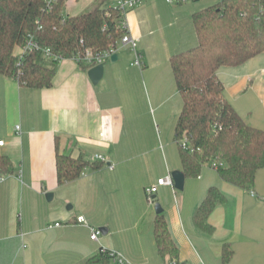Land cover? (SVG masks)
Wrapping results in <instances>:
<instances>
[{
	"label": "crops",
	"instance_id": "crops-1",
	"mask_svg": "<svg viewBox=\"0 0 264 264\" xmlns=\"http://www.w3.org/2000/svg\"><path fill=\"white\" fill-rule=\"evenodd\" d=\"M99 1L66 0L65 14L79 15ZM190 1L201 5L182 13ZM212 3L146 0L131 9L127 19L141 65L133 64L134 50L119 43L118 59L105 60L98 84L72 58L58 62L52 87H27L0 74V150L15 167L0 183V221L3 215L8 225L1 224L0 264H110L102 245L135 264L170 263L157 247L158 213L146 190L183 171L175 128L184 101L170 58L197 44L192 15ZM219 78L225 98L250 125L264 129V53L222 67ZM57 136L64 153L100 167L60 185ZM212 187L228 200L213 210V229L206 231L194 215ZM177 190L161 185L154 196L180 248L179 264H223L226 244L233 251L228 264H264V168L251 189L205 166L198 177L185 178L182 193ZM79 216L87 224L78 223ZM89 226L107 231L94 240Z\"/></svg>",
	"mask_w": 264,
	"mask_h": 264
},
{
	"label": "trees",
	"instance_id": "trees-1",
	"mask_svg": "<svg viewBox=\"0 0 264 264\" xmlns=\"http://www.w3.org/2000/svg\"><path fill=\"white\" fill-rule=\"evenodd\" d=\"M107 1L101 0L79 15H66V0H0V74L17 78L27 87H52L58 61L47 58L48 47L54 55L80 56V64L88 69L83 59L89 49L104 52L117 48L126 32L120 25L121 11ZM192 21L197 44L170 58L184 101L175 128L183 172L186 177H198L205 166L216 163L225 181L251 189L258 171L264 168V129L250 125L225 98L219 70L264 53V0H214L195 12ZM30 35L41 49L21 57L16 51ZM218 126L222 128L216 130ZM185 135L191 149L181 145ZM59 141L57 136L60 185L76 180L88 167H100L84 157L64 153ZM14 171L13 162L0 150V172L9 175ZM227 200L218 188H210L195 212L196 224L212 231L209 217ZM154 233L159 253L179 263L180 248L164 212L157 214ZM232 254L226 244L223 264L229 263Z\"/></svg>",
	"mask_w": 264,
	"mask_h": 264
},
{
	"label": "built area",
	"instance_id": "built-area-1",
	"mask_svg": "<svg viewBox=\"0 0 264 264\" xmlns=\"http://www.w3.org/2000/svg\"><path fill=\"white\" fill-rule=\"evenodd\" d=\"M145 1L146 0H115V3H114V6H116V8L118 10H120L121 14H122L120 25L122 28H124L126 30L124 36L121 38L119 43H122L124 45H129L134 50L135 55H136V59L133 62V64L139 65V66L141 65V59H140V54L137 51L138 40L136 38H134L130 33L127 15L131 9L135 8L137 5H139ZM187 1H189V0H167V2H169V3H179V2H187ZM19 49H20V51L18 53L21 57H23L25 54H27L33 50H40L41 46L38 43V41L34 38V36L30 35L28 37V39L26 40V42L19 47ZM117 49H118V47L112 48L111 50H106L104 52H93L92 50L89 49L83 60L86 62L87 65H89V68H90L94 65H97L99 63L104 62L106 59L111 58V56L117 52ZM45 55L47 56V58H50V59L55 58L58 62L65 59L64 56L54 55L52 52V49L49 47L45 49ZM72 59H75L79 63L81 61L80 56H75ZM18 128H19V126H18ZM221 128H222L221 126H218L216 128V130L221 129ZM180 142H181V145L184 149H191L188 138L186 135L181 139ZM3 144H4V141L0 140V146ZM94 159L105 161V157L102 154H96L94 156ZM214 168L217 169L216 163L214 164ZM6 177H7V175L0 172V183H2L6 179ZM167 184L174 186V182L172 180L171 175H169L167 177L159 178L156 184L152 185L151 187H149L146 190L147 198H148L150 203H155L154 194L158 191L159 187L161 185H167ZM77 221L80 224H87V220H86L85 216H79L77 218ZM55 225L59 226V225H61V223H56ZM89 227L91 229V238L94 240H99V236H100V234H102V230L100 228H96L93 226H89ZM100 253L104 256H107L108 258H113L119 264H131L125 258L124 255H122L119 252L113 251L104 245L101 246ZM169 264H179V263L176 261H172Z\"/></svg>",
	"mask_w": 264,
	"mask_h": 264
},
{
	"label": "water",
	"instance_id": "water-1",
	"mask_svg": "<svg viewBox=\"0 0 264 264\" xmlns=\"http://www.w3.org/2000/svg\"><path fill=\"white\" fill-rule=\"evenodd\" d=\"M117 59H118V53L116 52L111 56V60L116 61ZM105 65H106V63L104 61L102 63H99L97 65H94V66L88 68V75L94 84H98L103 79L104 73H105ZM171 177H172L174 185L177 189L183 190L185 188L186 176H185L183 171L175 170L172 172ZM53 195L54 194L52 192H49L47 194V198L49 200H51L53 198ZM69 207H71V206H69ZM156 211L158 214L164 212V208H163L162 204L159 202L156 203ZM100 229L102 230V233H104V231L105 232L107 231L106 227H101Z\"/></svg>",
	"mask_w": 264,
	"mask_h": 264
},
{
	"label": "rangeland",
	"instance_id": "rangeland-1",
	"mask_svg": "<svg viewBox=\"0 0 264 264\" xmlns=\"http://www.w3.org/2000/svg\"><path fill=\"white\" fill-rule=\"evenodd\" d=\"M214 1V0H213ZM100 2V1H99ZM99 2H97L95 5H93V6H91L90 8H88L86 11H89L90 9H92L94 6H96L97 4H99ZM200 1H190V2H188V4H186V5H184V6H182V9H181V11H182V13H184V14H191L192 13V11L195 9V7L197 6V5H201L200 3H199ZM115 3V2H114ZM199 3V4H198ZM172 4V3H171ZM114 5V4H113ZM176 6V5H175ZM85 11V12H86ZM190 178H192V177H190ZM194 178H196V177H194ZM184 191V190H183ZM177 192H178V194H180V193H182V190H177ZM174 201H175V196H174ZM156 203H158V202H155V204ZM164 208V207H163ZM2 217L5 219L6 217H4L3 215H2ZM1 217V221H3V222H5L4 221V219ZM1 221H0V230H2V228L5 226V225H7L6 223H1ZM1 224L2 225H4L3 227H1ZM8 226V225H7ZM7 226H6V229H7ZM6 229H4V231H5V234H6V232L8 233V230H6ZM12 246H13V244H11ZM111 250H113V249H111ZM113 251H116V250H113ZM116 252H119V251H116ZM119 253H121L122 255H124L122 252H119ZM125 256V258L129 261V263H131V264H135L134 262H132L126 255H124ZM106 258H108L107 256H106ZM109 260H110V264H119L116 260H114L113 258H109ZM181 264H183L182 262H180ZM189 264H191V262L189 263Z\"/></svg>",
	"mask_w": 264,
	"mask_h": 264
}]
</instances>
